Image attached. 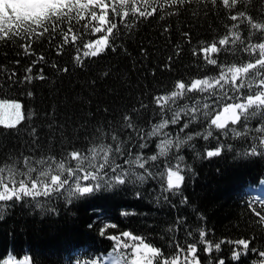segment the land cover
I'll return each mask as SVG.
<instances>
[{"label": "trees", "instance_id": "1", "mask_svg": "<svg viewBox=\"0 0 264 264\" xmlns=\"http://www.w3.org/2000/svg\"><path fill=\"white\" fill-rule=\"evenodd\" d=\"M190 7L198 9L199 15L194 17L191 12H182L179 16L160 20L158 14L142 19L131 30L119 25L117 19L121 35L115 40L116 51L109 48L97 57L85 58L83 67L75 63L76 49L72 45L66 46L62 55H56L55 47L61 42L59 33L55 34L56 39L51 45L47 35L34 40L32 48L38 54L43 53L46 62L38 64L33 73L43 67L46 78L9 86L10 82L0 74V83L4 85L0 88V97L19 99L26 116L17 129L0 127V163L20 153L34 157L56 155L59 159L62 150L71 145L86 151L93 143H109L108 135L123 126V116L133 114V109L136 110L135 122L145 131L150 130L159 119V110L150 101L152 95L171 90L180 78L190 80L203 75H217L219 69L202 61L198 63L192 49L198 48L201 40L210 41L214 36L222 35L225 31L223 20L211 12L205 16L201 5ZM258 12L259 4L253 12L257 18ZM132 19L129 17L130 21ZM57 23L67 27L66 20ZM84 23L80 21L76 25L73 21L81 32ZM166 23L169 32L162 35ZM242 28L246 37L247 28L244 25ZM185 31L191 33V44L181 35ZM101 35L103 33H86L82 40H95ZM253 42H256V37H253ZM21 43L24 41L0 42V65H5L9 71L15 69V79L22 78L24 69L35 59L24 55L19 47ZM176 45L182 49L178 57L174 55ZM142 46L147 48L146 58L140 54ZM169 56H173L171 69L164 67ZM249 58L243 52L235 55L222 52L219 56L220 61L228 64L245 62ZM16 60L20 61L18 65L14 63ZM52 63L60 68L67 67L69 71L60 72L51 66ZM242 91L249 94L247 89ZM28 92L32 95L29 96ZM203 95L207 96V93ZM141 101L148 107L141 108ZM29 113L32 114L30 118ZM207 123L208 120L201 115L180 136L202 132ZM258 123V117L248 122L250 128H255ZM31 126L39 131L40 140L36 145H32L28 134ZM232 127L242 130L241 125L229 124V128ZM57 128L62 130L50 136L49 133ZM166 131L175 137L179 125H169ZM213 135H218L219 141L213 138L204 141L196 137L190 142L194 148L185 146L179 153L184 156L182 174L185 175L181 195L163 191L166 179L161 173L166 163L176 162L170 153L151 162L152 175L146 176L143 183L117 185L110 190L74 199L71 204L66 203L64 197L51 201L41 198L42 208L34 207L31 201L8 202L11 206L5 207L0 215V264H4L10 252L19 258L28 255L31 264H91L93 259L113 252L115 241L107 239V236L120 235L123 231L142 237L145 243L161 249L164 256L170 257L175 253L173 241H183L185 229L197 228L201 224L212 230L213 240L254 237L250 247L264 250V226L255 223L258 218L246 202L255 194L248 185H255L257 178L264 175V156L241 155L249 147L250 138L258 134L250 132L247 138H234L231 132L222 135L213 129ZM122 139L127 141V136H122ZM159 139L151 138L148 147L142 150L146 156L157 154ZM218 142L231 145V150L226 148L218 157L204 158L205 148H213ZM118 162L122 163V160ZM134 171L143 172L140 169ZM137 192L140 193L139 198ZM164 196H168V200ZM183 197H187V204L181 203ZM201 214L205 218L203 221L200 220ZM178 217L187 218L183 227L178 228ZM110 224L117 227L107 228L105 235L101 236L100 230ZM121 239L132 243L124 237ZM232 247L222 245L221 251L212 255L224 258L225 264H255L259 260L256 253L249 252L240 261H232ZM119 251L131 259L130 248ZM199 255L201 264H208L210 258L203 251Z\"/></svg>", "mask_w": 264, "mask_h": 264}, {"label": "snow or ice", "instance_id": "2", "mask_svg": "<svg viewBox=\"0 0 264 264\" xmlns=\"http://www.w3.org/2000/svg\"><path fill=\"white\" fill-rule=\"evenodd\" d=\"M193 4L201 5L205 16L211 12L223 20L225 31L222 35L214 36L210 41L201 40L199 47L192 49V55L198 58V63L202 61L203 64L219 69L217 75H203L190 80L180 78L174 82L171 90L152 95L150 101L159 110V119L151 125L150 130L145 131L135 122L136 110L133 109V114L123 116V126L108 135L109 143H93L86 151L71 145L67 150H62L59 159L56 155L34 157L24 153L8 157L6 162L0 163V215L5 207L11 206L8 202L31 201L34 207L42 208L41 198L51 201L64 197L66 203L71 204L74 199L110 190L117 185L143 183L146 176L152 175L151 162L159 157H167L170 153L176 162L166 163L161 173L166 179L163 191L181 195L185 175L182 174L184 156L179 153L185 146L194 148L195 145L190 142L196 137L204 141L209 138L219 141L218 135L214 137L213 129L219 130L222 135L231 132L234 138H247L250 132L257 133L250 138L249 147L241 155L264 156V0H0V42L24 41L19 45L24 55L35 57L24 69L25 74L20 79H15V69L9 71L5 65H0V74L10 82L9 86L16 83L30 84L34 79L44 80V68H38L35 74L33 69L45 63L46 56L38 54L32 44L34 40L47 35L51 45L56 39V33L61 35V42L55 47L56 55H62L64 48L72 45L76 49L73 59L77 66L83 67L85 58L97 57L109 48L116 51L115 40L121 35L118 22L125 29L131 30L142 19L158 14L160 20L179 16L182 12H191L196 17L199 10L191 8ZM257 4L259 18L253 14ZM129 17L133 19L130 21ZM65 20L66 28L57 23ZM73 21L76 25L80 21L85 22L83 32L75 28ZM242 25L247 28L246 37L243 36ZM168 32L169 26L166 23L162 35ZM86 33L103 35L83 42L82 37ZM181 35L188 44L192 43L190 32L185 31ZM253 37H256V42H253ZM78 41L81 43L78 44ZM181 52L178 45L174 46L175 56L178 57ZM222 52L233 55L243 52L250 58L245 62L228 64L220 61ZM140 54L146 58L147 48L142 46ZM172 60L173 56H169L164 67L171 69ZM14 63L18 65L20 61ZM51 66L60 72L69 71L67 67L60 68L56 63ZM3 86L0 83V88ZM244 89L249 94L246 95L242 91ZM205 93L207 96L203 95ZM27 94L32 95L31 92ZM140 107L147 108L148 105L141 101ZM22 109L18 100L0 98V127L17 129L26 119ZM31 115L28 114L29 118ZM201 115L208 120L207 127L202 132H191L181 137L180 133L195 124ZM257 117L259 123L255 128H250L248 122ZM229 124L241 125L242 130L229 128ZM169 125H179L175 137L166 131ZM61 130L54 129L49 135ZM28 134L32 145L39 143L40 135L35 126L30 127ZM124 135L127 141L122 139ZM153 137L160 138L156 144L158 152L146 156L142 150L148 147ZM226 148L231 150L232 146L218 142L213 148H205L204 158L218 157ZM121 160L122 163L118 162ZM134 169L143 172L137 173ZM248 187L255 194L246 201L247 206L258 218L255 223L264 226V175L257 178L255 185L249 184ZM136 195L139 198L140 193ZM164 199L168 200V196H164ZM181 203L187 204V197H183ZM204 219L201 214L200 220ZM186 223V217H178L176 220L178 228ZM116 227L115 224L106 225L100 230V235L104 236L107 228ZM185 233L183 241H173L175 253L170 257L164 256L161 249L150 246L142 237L129 231L109 235L107 239L115 241L113 252L93 259L91 264H153L154 261L156 264H201V251L210 258L208 264H213V261L215 264H225L224 258L212 255L220 252L225 244L233 246L232 261H240L242 256L252 252L259 257L255 264H264V250L250 247L254 237L213 240L212 230L204 224L185 229ZM121 237L132 243L125 242ZM121 248L131 249V259L128 254L119 251ZM4 264H31V261L27 256L20 261L9 257Z\"/></svg>", "mask_w": 264, "mask_h": 264}, {"label": "rangeland", "instance_id": "3", "mask_svg": "<svg viewBox=\"0 0 264 264\" xmlns=\"http://www.w3.org/2000/svg\"><path fill=\"white\" fill-rule=\"evenodd\" d=\"M1 98V97H0ZM16 100H18L20 103H21V101L19 100V99H16ZM22 104V103H21ZM27 255H24V256H22V258H19V257H16L14 260H16V261H20V260H23L25 257H26ZM30 258V257H29ZM8 260V259H7ZM31 261V260H30Z\"/></svg>", "mask_w": 264, "mask_h": 264}, {"label": "bare ground", "instance_id": "4", "mask_svg": "<svg viewBox=\"0 0 264 264\" xmlns=\"http://www.w3.org/2000/svg\"><path fill=\"white\" fill-rule=\"evenodd\" d=\"M9 257H11V258H13V259H15L16 257L15 256H13L11 253L7 256V259H9Z\"/></svg>", "mask_w": 264, "mask_h": 264}]
</instances>
